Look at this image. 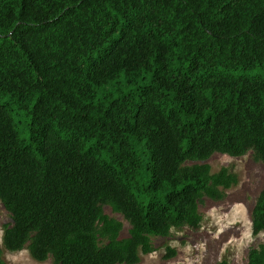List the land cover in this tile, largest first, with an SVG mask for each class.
<instances>
[{
	"label": "trees",
	"instance_id": "16d2710c",
	"mask_svg": "<svg viewBox=\"0 0 264 264\" xmlns=\"http://www.w3.org/2000/svg\"><path fill=\"white\" fill-rule=\"evenodd\" d=\"M216 153L264 162V0H0L7 251L139 264L239 183Z\"/></svg>",
	"mask_w": 264,
	"mask_h": 264
},
{
	"label": "rangeland",
	"instance_id": "374dc122",
	"mask_svg": "<svg viewBox=\"0 0 264 264\" xmlns=\"http://www.w3.org/2000/svg\"><path fill=\"white\" fill-rule=\"evenodd\" d=\"M201 163L210 164L213 173L228 168L238 175L239 183L227 191L224 200L205 198L200 203L203 223L199 230L185 227L173 229L167 237H154L155 251L144 255L139 264H248L251 249L264 244V232L255 235L252 223L254 206L264 190V162L257 161L253 153L243 157L216 153ZM105 211L124 223L121 237H129L131 225L124 216L110 206ZM12 223L11 213L0 201V251L8 264H55L52 259L36 261L28 249L7 251L3 238ZM169 248L175 256H168Z\"/></svg>",
	"mask_w": 264,
	"mask_h": 264
}]
</instances>
